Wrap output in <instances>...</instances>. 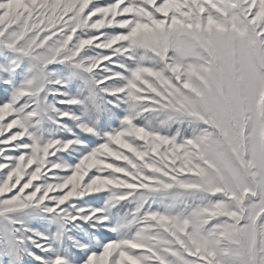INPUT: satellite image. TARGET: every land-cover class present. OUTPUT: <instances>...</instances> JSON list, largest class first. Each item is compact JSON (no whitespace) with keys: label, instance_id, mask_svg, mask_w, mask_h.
Here are the masks:
<instances>
[{"label":"snow or ice","instance_id":"1","mask_svg":"<svg viewBox=\"0 0 264 264\" xmlns=\"http://www.w3.org/2000/svg\"><path fill=\"white\" fill-rule=\"evenodd\" d=\"M0 264H264V0H0Z\"/></svg>","mask_w":264,"mask_h":264}]
</instances>
